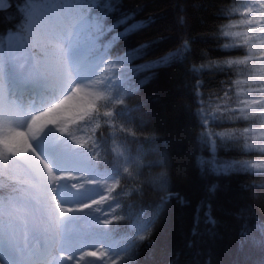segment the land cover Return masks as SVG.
<instances>
[{
  "label": "trees",
  "instance_id": "1",
  "mask_svg": "<svg viewBox=\"0 0 264 264\" xmlns=\"http://www.w3.org/2000/svg\"><path fill=\"white\" fill-rule=\"evenodd\" d=\"M248 1L239 0L234 14L228 17L215 18V9L207 7L191 10L194 34L211 35L218 25H223L229 35L221 36V40L232 46L230 51H221L216 40L199 42V48L208 49L215 69L205 76L203 88L198 89L203 93L199 100L176 90L179 74L166 73L159 81L133 91L138 77L127 84L121 83L117 75L120 70L108 63L105 80L92 99L95 105L88 130L79 144L86 148L83 152H93L94 168L109 174V206L115 210L109 229L112 241L117 244L109 264H186L187 250L183 249L182 237L191 224L192 208H180L174 201L165 203V198L169 189L178 190L194 207L203 194L201 181L188 156L187 130L199 131L201 125L193 114L197 107L206 117L202 121L204 130L225 133V141L231 137L233 143L251 144L253 133L259 131L263 113L249 104L251 98L261 93L259 89L250 91L251 86H261V81L255 79L261 58L256 56L244 29L249 17L242 9ZM127 3L145 9V14H157L161 29L174 12L172 0H127ZM234 30L245 40L232 41L230 34ZM40 54L36 55L39 59ZM58 63L56 70L51 65L40 67L60 75L63 65ZM185 104L192 105V113L185 110ZM251 126L257 130L250 132ZM15 164L0 152V197L22 192L23 179L20 171H14ZM242 180L233 177L232 188L238 189ZM250 204L256 216H264V195ZM177 251L181 252L179 259ZM219 251L223 256V249ZM256 256L253 253L251 259Z\"/></svg>",
  "mask_w": 264,
  "mask_h": 264
},
{
  "label": "snow or ice",
  "instance_id": "2",
  "mask_svg": "<svg viewBox=\"0 0 264 264\" xmlns=\"http://www.w3.org/2000/svg\"><path fill=\"white\" fill-rule=\"evenodd\" d=\"M239 0H172L173 15L161 29L157 14L132 7L127 0H0V53L16 38L44 32L63 58L65 48L76 52L82 65L108 62L120 71V82L135 80L133 91L159 81L166 73L180 75L175 84L196 100L202 98L205 76L214 65L201 40L218 41L216 47L232 46L223 25L211 35L200 36L191 29V10L215 9L214 17L234 14ZM63 45V47H61ZM43 53L37 65H47ZM9 101L0 90V111ZM192 113V105L185 104ZM200 130L189 128V160L201 181L202 196L192 202L180 191L169 189L165 203L192 208L191 224L182 237L186 264H264V216H256L250 201L264 195V144L233 143L225 133L206 132L200 107L195 113ZM219 136V141L217 139ZM233 177H242L238 189ZM220 249H223V256ZM257 253L255 259H251ZM180 251L176 252L179 259Z\"/></svg>",
  "mask_w": 264,
  "mask_h": 264
},
{
  "label": "rangeland",
  "instance_id": "3",
  "mask_svg": "<svg viewBox=\"0 0 264 264\" xmlns=\"http://www.w3.org/2000/svg\"><path fill=\"white\" fill-rule=\"evenodd\" d=\"M242 12L249 17L244 24L247 40L255 49L256 56L261 58L258 67L255 69L258 73L255 79L261 81V86L260 88L251 86L252 89H250L251 92L259 89L261 93L257 98L250 99L249 106L262 112L263 117L260 129L258 128L259 131L253 133L251 143L255 144L262 141L261 144H264V23L262 22L264 0H249L248 4L243 7ZM230 36L232 41L240 38L245 40L246 38L238 30H234ZM13 40L21 46L24 57L28 61L32 57V60L37 63L39 58L36 55L43 53L54 56L58 62L62 63L63 70L60 77L65 79L61 78L63 80L58 82L56 79H60V77L49 75L51 81H55L53 89L55 92H59L54 96L55 99L64 100V95L73 94L74 86L79 85L80 100H77V96L65 100L66 103L73 105L75 109H72V107L65 110V103L60 105L58 109L54 108L50 102L45 105L47 110L56 111L57 115L52 118L41 119L40 123L63 121L57 137L46 143L37 139L34 143H30L26 138L27 135L23 132V128L19 126L15 127L16 129L0 128V152L16 162L14 171H20V176L22 175L23 179L20 184V187L23 188L20 195L0 198V223L10 229L20 231L19 226H23L27 222L31 223L32 228L37 227V225H32L39 218L34 215L35 210L41 214L42 219L53 222L50 218L52 211L56 212L57 218L59 216L62 218L63 211L69 209L71 214L63 220V228L67 232L71 231L68 226L70 220H73L76 226L80 225L82 230L86 231V234H77L81 235L83 241L97 242L92 254L90 255L88 250H84L82 258L77 260L76 264H109L117 250L116 242L111 241L109 229V221L113 219L115 212L114 208L109 206L110 186L107 180L109 174L105 173L104 170L97 171L93 166H79L70 169L72 166L69 164L71 163L66 160L65 157L67 156L62 150V148H65L74 151L91 164L93 152H83L86 148L82 147L79 141L83 140V136L88 130L90 116L95 105L92 99L99 91L100 83L105 80L108 62L86 65L87 74L80 75L77 69L83 65L77 61L75 50L65 48L61 60L57 54V48L51 46L56 42L48 34L33 32L30 34V38L29 34H25L23 40L16 38ZM6 50L7 48L3 53H0V85L2 86L6 84L7 75L11 73L10 71L8 73L3 72V66L7 63L4 56ZM45 57L49 61L47 65H43L45 68H50L51 65L53 69H58L59 63L56 59L49 56ZM24 71L28 72L26 69ZM19 108L21 109V107ZM1 115L2 111H0V120ZM248 130L253 132L257 128L255 130V126H251ZM33 134L35 135L34 131ZM57 142L60 143L57 144ZM51 149H53L52 153L47 155L49 157L48 163L44 155L40 153ZM95 154L94 158H96ZM48 164L52 167L51 172L44 170L49 167ZM59 169H63L64 173L59 174ZM71 176H73V185L76 187L75 192L73 186L68 184ZM53 202L57 205V208L52 206ZM79 212H84L86 217L79 218ZM76 248L78 251L84 247L77 246ZM0 255L6 258L9 257L6 249L0 252ZM72 256L70 255L67 258L73 260L74 256ZM7 260L8 264H13L10 259ZM35 264L38 263L35 262Z\"/></svg>",
  "mask_w": 264,
  "mask_h": 264
},
{
  "label": "bare ground",
  "instance_id": "4",
  "mask_svg": "<svg viewBox=\"0 0 264 264\" xmlns=\"http://www.w3.org/2000/svg\"><path fill=\"white\" fill-rule=\"evenodd\" d=\"M262 22L264 23V17ZM51 46L57 48L56 43ZM6 48L4 56L7 63L3 66V72L8 73L10 71L11 73L6 77V84L4 86L0 85V90L3 91L9 102L5 104L2 111L0 128L16 129L15 127L19 126L23 128V132L27 135L26 138L30 143H34L35 139L46 143L57 137L63 121L40 123L41 119L52 118L57 115L56 111L47 110L45 105L50 102L54 108L58 109L60 105L65 103V110L72 107V109H75L73 105L66 103L65 100L77 96L79 101L80 86H74V93L64 95V100L53 98L57 93L53 89L55 81H51L48 75L38 70L37 63L32 60V57L30 61L25 59L23 49L17 42L12 40L10 47ZM24 69L28 72L24 71ZM87 70L86 66H79L77 72L80 75H86ZM61 78L65 79L60 77L56 81L63 80ZM59 143L57 142V144ZM52 150H44L43 153H40L44 155L48 163L49 157L47 155H50ZM62 150L67 156L65 157L66 160L71 163L69 164L72 166L70 169L79 166H92L88 160L74 151L65 148H62ZM48 166L44 170L51 172L52 167L49 164ZM58 173L63 174L64 170L59 169ZM72 179L73 176L70 177V180ZM52 206L57 208L54 202ZM34 213V215L39 217L32 224L33 226L37 225V227H33L34 229L30 226V222L19 226L20 231L10 229L0 223V252L6 249L7 253H9L8 258L13 264H35L32 260L33 258L46 264H76L77 260L82 258L84 250H88L90 255L92 254L97 242L83 241L81 235H77L79 233L82 235L86 234V231L82 230V226H76L75 221L70 220L68 227L71 231L67 232L63 228V220L71 214V210H64L62 218L59 216L60 219L56 217V212L52 211L51 217H49L53 222L42 219L41 214L37 210ZM78 216L79 218L86 217L84 212H79ZM72 227L75 228L71 229ZM77 246H83L84 248L77 251ZM70 255L75 256L74 260L67 258ZM0 264H8L6 258L2 255H0Z\"/></svg>",
  "mask_w": 264,
  "mask_h": 264
}]
</instances>
